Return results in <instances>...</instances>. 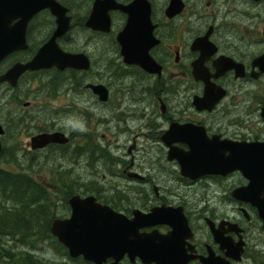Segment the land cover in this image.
I'll return each instance as SVG.
<instances>
[{"label": "flooded vegetation", "instance_id": "obj_1", "mask_svg": "<svg viewBox=\"0 0 264 264\" xmlns=\"http://www.w3.org/2000/svg\"><path fill=\"white\" fill-rule=\"evenodd\" d=\"M56 2L62 21L71 25L56 39L58 46L85 54L91 66L26 70L16 84L0 81V123L5 131L0 141L13 171L29 173L40 183H56L61 190L62 184L76 183H87L82 188L92 190L90 184L102 179L107 200L98 189L72 195H96L129 220L136 212L150 214L162 208L153 221L142 219L138 231L152 251L141 255V240L137 254L123 250L101 264H263L259 260L264 252V220L256 205L233 194L250 180L240 170L196 179L184 176L176 151L264 143V0H147L143 10L149 19L133 21L141 24L142 31L132 27L126 36L137 38L128 45L140 56L149 55L154 72L140 62L127 63L118 41L130 14L141 12L119 5L127 7L136 0H26L23 9L16 0H0V38L24 35L23 46L0 60V76L16 64L30 62L53 38L59 16L50 5ZM138 6L144 7L143 1ZM25 17L23 26L19 23ZM89 84L106 86L107 100ZM60 89L70 99L65 105L62 100L58 104ZM83 94L90 100L83 101ZM71 110L84 117L90 132L62 125V114ZM92 119L103 121L108 133L95 134ZM176 126L189 128L185 134L171 133ZM53 132L64 133L69 142L32 147L33 137ZM108 134L125 138L113 144ZM112 149L121 152L114 158L116 169ZM47 160H60L53 167L60 168L59 175L35 173V167ZM67 160L74 164L81 160L92 171L80 175L75 165L66 167ZM24 167L28 171H22ZM69 208L64 218L71 215ZM177 214L188 227L182 226L170 241L174 221L169 220ZM221 241L232 248L242 243L241 259L230 257L233 250ZM65 250L67 264H97L83 255L71 257Z\"/></svg>", "mask_w": 264, "mask_h": 264}, {"label": "water", "instance_id": "obj_2", "mask_svg": "<svg viewBox=\"0 0 264 264\" xmlns=\"http://www.w3.org/2000/svg\"><path fill=\"white\" fill-rule=\"evenodd\" d=\"M140 1H143L144 7H139ZM26 0H16L18 8L25 7ZM55 13L59 16L58 29L53 38L44 46L39 53L26 64H16L5 75L0 76V81H10L16 84L17 78L26 70H38L43 68L57 67L60 70L66 68H75L87 70L91 66L89 58L85 54H74L62 50L56 39L70 30L71 25L63 22L62 8L60 4L50 5ZM120 8L129 11L132 7L140 9L139 14H130L131 19L126 28L120 33L118 41L122 45V54L127 63L133 64L140 62L145 70L154 72L155 66L152 64L148 54L140 56V53L132 50L128 42L136 41L137 38L127 37L126 32L134 27V31L141 32V24L133 21L138 19H149V12H144L143 8L148 7L147 0H136L133 4ZM24 16V15H23ZM27 18L19 24L26 26ZM89 26H94L92 23ZM106 30H110V21L106 23ZM24 35L13 38H0V60L9 52L23 46ZM160 68V67H159ZM95 94L99 95L102 100H107L109 90L103 84H89ZM188 126L178 128L173 127L172 132L181 131L186 133ZM4 128L0 123V135L4 134ZM69 138L62 132L43 133L32 138V147L34 149L44 148L51 143H68ZM3 147L0 141V153ZM176 157L179 159L181 172L184 176L192 179L199 178L209 174L227 175L235 170L243 172L244 176L250 180L245 187L234 190V196L243 202H251L256 205L264 220V143L254 144H235L224 145L223 148L192 146L191 151H176ZM173 151L170 152V158ZM72 213L68 218H57L51 224V233L54 235L69 251L71 257L83 255L86 259L95 261L97 264L107 256H120L123 250H127L133 255L137 254V248L142 241L141 255L152 251L151 243L147 238L141 236L138 231L142 226L141 220L145 222L153 219L162 213V208L154 209L150 214L136 212L132 220L125 215L116 212L107 204L98 202L97 197L89 195L82 197L79 194L73 195L69 199ZM175 219V220H174ZM185 218L179 215H173L169 222H173L174 230L169 236L170 241L177 238L181 227H188ZM189 229V228H188ZM219 240V239H218ZM223 246L233 250L230 257L240 260L243 252V244L240 243L236 248H232L230 243L221 241ZM159 264H161L159 262ZM217 264V263H211ZM230 264V262H224Z\"/></svg>", "mask_w": 264, "mask_h": 264}, {"label": "trees", "instance_id": "obj_3", "mask_svg": "<svg viewBox=\"0 0 264 264\" xmlns=\"http://www.w3.org/2000/svg\"><path fill=\"white\" fill-rule=\"evenodd\" d=\"M6 152L5 149L0 154V160ZM69 195L70 192L63 199L67 200ZM53 201L45 184L35 181L29 173L13 172L0 164V257L9 256L20 260L21 264L42 262L29 251L11 253L3 250L2 241L7 237L33 248H38L39 243H50L65 251L50 230L53 220L57 218Z\"/></svg>", "mask_w": 264, "mask_h": 264}, {"label": "rangeland", "instance_id": "obj_4", "mask_svg": "<svg viewBox=\"0 0 264 264\" xmlns=\"http://www.w3.org/2000/svg\"><path fill=\"white\" fill-rule=\"evenodd\" d=\"M53 76V75H51ZM54 77V76H53ZM66 77V76H65ZM63 89V88H62ZM60 89L58 91V95L60 96V99H58V104L59 102L62 100L63 104L65 105L66 101H70L69 98H66L65 96L62 95L61 90ZM40 95L42 94V91H40L39 93ZM83 101L86 102V100H90V96L83 94ZM6 102V101H5ZM5 102H2L3 104H5ZM88 104V103H86ZM56 104H54L55 107ZM62 120L61 123L64 127L72 130L74 127H82L83 131H88L87 127L85 126L86 120L84 119V117L82 115H80L78 112L76 111H66L62 114ZM91 128L93 129V131H95V134H99V133H103V132H107V127L104 125L103 121L101 120H96V119H92L89 121ZM98 125V126H97ZM98 127V130L94 127ZM90 129V127H89ZM113 131V129H112ZM90 132V131H88ZM87 133V132H86ZM110 140L113 141V144L115 143V141L117 139L122 140L123 138H125V136L121 135V136H116V135H110L108 134ZM121 154L120 151H117L115 149H112L111 155H112V166L116 169L117 164L114 161V158L119 156ZM82 158V156L80 157ZM76 160V159H75ZM82 160V159H81ZM79 161L77 163H73L72 160H67L65 162V164L67 165L66 167H72L73 165H75L74 171L78 172L80 175H82V173H85L87 175L90 174V172L92 171V168H90L89 166L86 165V163ZM1 161L2 163H0L2 166H6V168L9 169H13V166L10 165V163L8 162V152H6L2 157H1ZM72 162V163H69ZM60 160H58L57 162H54L52 160H47L45 162H43L42 166H38L35 167L38 171L35 173H39L43 176H51V177H55L57 175H59L58 173L61 171L60 168L59 170L57 168H53L57 163H59ZM28 171V167H24L22 171ZM75 172V175L77 174ZM33 173V174H35ZM103 173V170H101L100 175ZM37 175V174H36ZM114 180V179H111ZM101 181L103 182V180L101 179ZM109 181V180H108ZM115 181V180H114ZM97 183V184H90V186H92V190H89L90 192L88 193H94L97 189L100 190V197L107 200L108 198L105 197L104 194V189H103V185L105 183ZM50 191V195H52V198L54 199V204L55 207H53V210L55 211L54 213L57 215V217H63L64 215H66L67 213H69V205H68V198L73 194V193H81L86 191V188H82V186H89L87 183L85 184H73V185H69V184H62L63 190L58 188V184L53 183V184H47L46 185ZM68 192H70L69 197L67 198V200H64V195H66ZM207 191H205L206 193ZM86 193V192H85ZM223 207L221 208L222 212H225V207L226 204L222 205ZM8 239H4L2 242L3 244V250L5 251H10L11 253H17L20 252L22 250L25 251H29L34 253V255H36V257H38L39 259H41L42 262H40L41 264H46L43 263L45 262L44 260H46L47 262L53 263V264H67L68 258L66 257V252L64 250H62L60 247L59 249L57 248L58 246L52 245L50 243H39V247L38 248H33L32 246H28V245H23L20 242L13 240L10 237H7ZM16 241V242H15ZM261 248L264 251V245L261 246ZM261 260L263 264H264V252L261 253L260 256ZM259 258V259H260ZM0 264H21L20 260H14L11 259L9 256L7 257H0ZM72 264V263H69ZM245 264H258L257 262L251 263L246 261Z\"/></svg>", "mask_w": 264, "mask_h": 264}, {"label": "bare ground", "instance_id": "obj_5", "mask_svg": "<svg viewBox=\"0 0 264 264\" xmlns=\"http://www.w3.org/2000/svg\"><path fill=\"white\" fill-rule=\"evenodd\" d=\"M8 192V191H7ZM31 247V246H30Z\"/></svg>", "mask_w": 264, "mask_h": 264}]
</instances>
